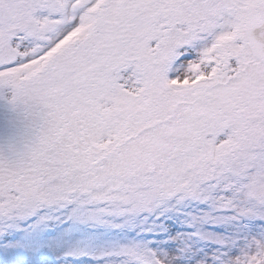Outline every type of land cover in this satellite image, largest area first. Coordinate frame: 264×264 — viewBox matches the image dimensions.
Returning <instances> with one entry per match:
<instances>
[{
	"label": "snow or ice",
	"instance_id": "1",
	"mask_svg": "<svg viewBox=\"0 0 264 264\" xmlns=\"http://www.w3.org/2000/svg\"><path fill=\"white\" fill-rule=\"evenodd\" d=\"M0 101L31 132L0 151V215L195 203L234 226L222 264H264V0H0Z\"/></svg>",
	"mask_w": 264,
	"mask_h": 264
},
{
	"label": "rangeland",
	"instance_id": "2",
	"mask_svg": "<svg viewBox=\"0 0 264 264\" xmlns=\"http://www.w3.org/2000/svg\"><path fill=\"white\" fill-rule=\"evenodd\" d=\"M3 147L9 146L0 141ZM204 207L194 203L130 223L84 202L0 215V264H129L121 252L133 244L155 250L170 264H222V234L234 226L193 223L189 213Z\"/></svg>",
	"mask_w": 264,
	"mask_h": 264
},
{
	"label": "trees",
	"instance_id": "3",
	"mask_svg": "<svg viewBox=\"0 0 264 264\" xmlns=\"http://www.w3.org/2000/svg\"><path fill=\"white\" fill-rule=\"evenodd\" d=\"M30 135L28 118L25 113L0 101V141L9 146L0 148V151L6 153L11 147H17L19 144L22 146Z\"/></svg>",
	"mask_w": 264,
	"mask_h": 264
}]
</instances>
